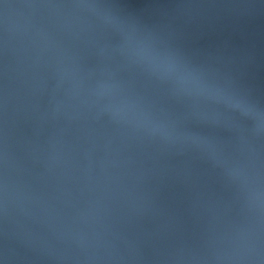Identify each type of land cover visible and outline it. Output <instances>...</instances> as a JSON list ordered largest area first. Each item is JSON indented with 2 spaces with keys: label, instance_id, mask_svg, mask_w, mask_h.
<instances>
[{
  "label": "water",
  "instance_id": "water-1",
  "mask_svg": "<svg viewBox=\"0 0 264 264\" xmlns=\"http://www.w3.org/2000/svg\"><path fill=\"white\" fill-rule=\"evenodd\" d=\"M0 264H264V0H0Z\"/></svg>",
  "mask_w": 264,
  "mask_h": 264
}]
</instances>
